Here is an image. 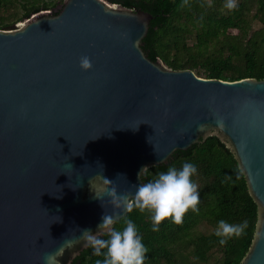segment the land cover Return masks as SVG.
I'll return each mask as SVG.
<instances>
[{"label": "water", "instance_id": "95a60500", "mask_svg": "<svg viewBox=\"0 0 264 264\" xmlns=\"http://www.w3.org/2000/svg\"><path fill=\"white\" fill-rule=\"evenodd\" d=\"M154 17L65 0L0 29V264H43L53 252L71 264L88 246L82 229L129 211L112 203L105 177L131 197L143 165L210 135L234 152L259 206L241 264H264V79L203 77L151 59L143 39Z\"/></svg>", "mask_w": 264, "mask_h": 264}, {"label": "trees", "instance_id": "16d2710c", "mask_svg": "<svg viewBox=\"0 0 264 264\" xmlns=\"http://www.w3.org/2000/svg\"><path fill=\"white\" fill-rule=\"evenodd\" d=\"M109 1L155 16L143 39L151 59H161L174 69L190 68L203 77L264 79V0ZM9 2L5 0V5ZM43 9H50L43 0H20L10 16L17 20ZM184 161L197 166L192 179L200 192L198 212L189 208L179 223L169 216L154 231L152 212L133 208L115 226L122 228L128 217L135 221L148 248L144 264H241L255 236L259 206L234 152L219 136L210 135L188 149L176 150L168 162L150 166L143 178L147 182ZM219 219L231 223L246 219L248 225L243 234L221 243L215 234ZM103 258L88 245L71 264H95Z\"/></svg>", "mask_w": 264, "mask_h": 264}, {"label": "clouds", "instance_id": "9594fccd", "mask_svg": "<svg viewBox=\"0 0 264 264\" xmlns=\"http://www.w3.org/2000/svg\"><path fill=\"white\" fill-rule=\"evenodd\" d=\"M228 6L232 7L233 4L230 2ZM81 65L88 68L90 59L87 56L82 57ZM148 141L150 142L149 137ZM148 169L149 165H143L138 176L149 174ZM196 172L197 166L191 161H184L179 168L174 165L169 166L167 170L159 171L147 182L136 185L131 197L120 192L113 179L104 176L113 183L112 187L104 191L116 206H122L127 210L138 208L141 212L151 211L152 228L156 231L159 230L160 222L169 216L179 223L189 208L195 212L199 211L200 192L198 185L192 179V175ZM117 175L126 176L124 173ZM115 219L114 215L105 212L97 226L98 230L84 228L79 235V238H83L86 242V246L91 245L96 254L104 256L103 259H97L95 264H144L148 248L135 221L128 217L124 221V226L120 228L115 226ZM217 224L215 234L221 237V243H225L227 238L243 234L248 221L245 219L239 223H231L219 219ZM101 228L107 233L106 236L101 234ZM65 243L71 244L73 241L68 239ZM104 249L106 251H102ZM58 259L57 253H49L44 257L43 264H58Z\"/></svg>", "mask_w": 264, "mask_h": 264}, {"label": "flooded vegetation", "instance_id": "af4514ba", "mask_svg": "<svg viewBox=\"0 0 264 264\" xmlns=\"http://www.w3.org/2000/svg\"><path fill=\"white\" fill-rule=\"evenodd\" d=\"M9 1H11V2H9L5 5V0H0V8L2 9V10H0V22L9 21L8 24H6L3 28H2L3 25H0V29L14 28L16 25L21 23L23 20H27L28 18L34 16L35 14H37L41 11H53V12H55L63 6L65 0H63V3H60L59 6H57V7H56V5H57L56 0H43V5L49 6L50 9H43L39 12H36V13L34 12L30 17L19 18L17 20H14V17L10 16V13L13 12L11 9H12V7L15 6V4H20V0H9Z\"/></svg>", "mask_w": 264, "mask_h": 264}, {"label": "rangeland", "instance_id": "374dc122", "mask_svg": "<svg viewBox=\"0 0 264 264\" xmlns=\"http://www.w3.org/2000/svg\"><path fill=\"white\" fill-rule=\"evenodd\" d=\"M57 1V5H56V7L57 6H59V4L60 3H63V0H56ZM237 0H233V2L235 3ZM113 3V2H112ZM113 4H119V3H113ZM0 10H2L1 8H0ZM26 20H23L21 23H19L18 25H22L24 22H25Z\"/></svg>", "mask_w": 264, "mask_h": 264}]
</instances>
